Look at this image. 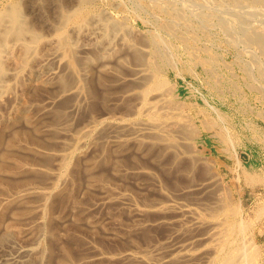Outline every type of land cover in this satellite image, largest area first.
<instances>
[{
    "label": "rangeland",
    "instance_id": "obj_1",
    "mask_svg": "<svg viewBox=\"0 0 264 264\" xmlns=\"http://www.w3.org/2000/svg\"><path fill=\"white\" fill-rule=\"evenodd\" d=\"M35 1H37V0H27V2H26V0H0V14H3L2 13L3 11H4V13H7L9 10H11V8L14 7L13 5H15L16 3L19 4V2H20L21 7L20 6L19 7L21 9V19H22L21 21H22V23L23 24L25 23L24 25L27 27H30L33 29L35 28V30L38 31L40 34H42V36H44V37L45 36L49 37V35L53 36L55 34L54 30H52V29H55L54 24H58V21H59L58 19L61 18L60 15H62L64 13L65 9L66 10L68 9V5L67 6H65L63 4L58 5L59 2H61V0H59V1H56L54 3L53 2H50V3L46 2V3H43L42 5L37 4L36 6H32L33 3H36ZM93 1L94 2L90 6L91 11L89 12L91 14H86L88 24L85 22L86 25L84 24L85 25L84 28L89 29V27L91 28L92 26L97 25L98 26L97 29H99L97 31L102 32V33L97 32L96 35L94 34L93 36H90V34H89V36H88V34H86V36L82 35V34L76 35L72 39L75 40L76 38H78V40L76 39L74 44L72 42L73 45L70 47V49L74 50L75 69H76V73L79 74L83 88L85 87L86 81H89V79H92V76H93V79H94V77L97 78L98 74L101 73L100 70L105 73V72H107V70L111 69V67H112L115 70H117L118 72L119 71H122V72L129 71L127 66H129L130 64L131 65L134 64L133 63L134 61L131 60L132 59L131 57H127V60L125 61L123 55H124V53H126V49L128 48L129 44L127 45V43H131L130 40H132V42H134L135 40H137L136 42L145 41L144 43H146V41L147 42L149 41L148 38L150 39L151 36L152 37L153 36L159 37V39L163 42V44H165V45L167 44L166 56H168L170 59L169 61L167 59H164V57H159V58L157 57V59H156V62L158 60V62H157L158 63V69H160V70H158V72H160L161 79L166 77L165 78L166 80L163 79L166 81V84L164 85V87L162 89L163 91L162 90L161 91H162V94H164L163 95L164 101L168 104H172L170 106L174 107V108L172 107V117L170 119V125L171 126L167 127L165 129L166 130L165 133L167 132L166 134H171V135H173V137L175 136V140L177 141L179 147L177 146L175 148L176 149L175 150L176 157L174 156L173 153H170V152L162 154L161 156H159V154H158L159 150H157L158 147H155L154 145L153 146L151 145L152 147H150L149 145H147L148 143L145 142L146 138L143 135H141L140 133H138L137 130H134L133 128L131 129L129 127L128 129L119 131V134L120 133L123 134V135H121V134L119 135L115 132L111 133V131L105 130L104 129L105 126L103 125L104 122L102 123L103 126H101V125H100V127L98 126L97 131H95L96 133L94 132L93 134H91V136L90 135L85 136L82 139L83 140L82 143H86V144H84V150H83V153H84L83 156L84 157H82L83 159L85 158L84 161H86V159H87L88 160L87 163H88L89 161L91 162L92 160H94V158L96 156L98 157V159L95 158L96 159L95 161L98 160L97 163H95L94 166H92L94 168H90L91 170L93 169L94 172L98 171L95 173L96 175L98 174L97 175L98 179L96 180L98 184L96 182H94V185L96 183V185H95L96 188L94 191L93 190H91V191L86 190L85 191L86 194L85 193H83V194L80 193L81 195L78 194L79 199H78V197H77V199L78 200L81 199V201H78V200L77 201L79 203L83 202L84 204L81 203L82 206L83 205L87 206V205L93 203L92 201H93V199H95V196H96V199L94 200V202L95 201H97V202L108 201V202H107V204L103 205V208H99L97 211H95L96 213L91 211L90 215H89V213H86L85 211H84L85 212L84 213L82 210L76 209L77 211L74 210L75 213L72 214V212H74V211L70 205V202L68 203V201H65L66 200V197L64 195L65 192H62V194H60L61 196L58 195L59 200L63 201L62 202L63 204L61 203L62 206L59 204V207L56 206L53 209L51 206L47 207V209L49 211L48 215L52 214L53 215L52 217H54V219L56 218L55 226L58 227V228L56 227V229H58V232L60 233V231H61V233H62L63 231H65L64 233H62L64 236L67 232H69V234L73 233V235H70V236L67 233L68 235L66 234L65 237L62 236V234L60 233L61 239L65 241V242L62 241L63 244L64 243L65 244L68 243L69 245L72 244V245H70V247L72 249H74L72 251H74V253L76 254V258L74 257L73 260L78 259V257L80 256L81 253H86L87 251H88L87 253H89L90 249H89L88 245H89V243L94 242L93 245L97 246L96 248L98 249V251H103L105 253H116V252H120V249H122L121 251H123V250H128L125 248H130V249L133 248V250L136 249L135 251H141V252L144 251L147 258L149 257L147 259V264H153V263L155 264V262H156V264H160L159 261H161L162 257H164L163 252L160 251L161 247H162L161 244L164 240L163 234H165V232L167 231V227L159 221V218H160L159 216L161 213H158L157 211L156 212L148 211L144 215V218L142 216H136V214L133 212V210L130 206L126 207L124 204L119 203L118 202L119 200H117L116 198L119 195H121V193L127 194V195L129 193V195L131 194L129 196L130 199L133 200V202L131 201V203L133 204L135 202L133 205H136L139 207L141 205L143 207H149L153 204H162L163 205V203H164V205H166V206H170V205L173 206L174 209H173L172 213H174L175 209H178L179 207H183V205H184V207H193L194 206V208H195V201H194L195 195H193V196L192 195H186V194H184V192L183 193L181 192L183 188L187 187L185 182H187L190 186H192L193 184L195 185L196 181L200 182V181H203L202 179L207 178V179H211L213 182H215L214 187L212 189V191L214 190L213 191L214 195L217 196L218 198H221L219 200L224 205L231 208L235 214L238 213L237 217L239 220L243 221V224L248 225L247 223L252 222L253 220H254V222L256 221L254 228L258 232L259 246L260 247L258 246L259 247L258 253L254 256V259L252 260V264H256L257 262H258L257 264H262V263L264 264V208H263L264 207V84H263L264 78L262 77L261 73L259 72V68L257 67L258 62L264 65V58H262L261 54L258 53L259 50L254 47V48L250 49V51H246L244 43L241 41L240 42L239 41L238 42L233 41V39H231L232 37L224 29H222V27H220L219 24H217L215 19L211 20L210 22H208L206 24H203L201 22L200 18H198V17H196V19L195 18L190 19L191 22L189 24H188L189 21L181 20L178 23H176L177 25L175 28L177 30L174 28L175 30L169 32V31L161 28V24H163L164 22H166L167 20H169L171 18L170 13L163 12L156 7H152V5H151L152 3L150 0H136V1L135 0H93ZM194 1H195V7H197V5L199 6V2L201 0H194ZM118 2H119V4H118ZM180 2L181 1L178 0V6L182 7ZM219 2H220L219 0H208L207 8L209 9L210 7L211 8L215 7V5L217 7L218 4H220ZM56 4H57V6H55ZM125 4H127V5H125ZM113 5H114V7H113ZM222 6L225 7V8L221 7V8H223V11H227V12L230 11L229 10L230 6L228 7L227 5H224V4ZM56 7H59V8L56 9ZM204 9L207 10L206 8H204ZM185 10H186V12H185L186 15H188V16L191 15V11L188 12L189 10L184 8V11ZM92 16H94V17H92ZM99 16H100V18H99ZM90 19H92L93 21ZM99 21H101L102 23L101 22L99 23ZM105 21L106 22L111 21V24L112 23L113 24L118 23L120 25L122 24L121 25L122 28L118 30L119 32H116V33L112 32V31L110 32V30L106 29L107 25L104 24ZM213 21H214V23H213ZM92 22H93V24H91ZM254 22H258V21H254ZM26 23H27V25H26ZM9 24H11V25H9ZM89 24H91V26ZM14 25L15 24L13 23V21L9 20L6 22V24L3 25L2 28H3V30H5V29L12 28V26H14ZM73 25H74V23H73ZM73 25L69 24V26L66 27V30L68 32H70L71 31L70 28ZM4 26H8L9 28L4 27ZM38 27L40 30L38 29ZM51 30L54 32L53 35H51V32H52ZM100 30H102V31H100ZM105 30H107L108 32ZM201 30H202V32H201ZM123 32L127 37H129V38L126 37V39H123V38H125L124 34H123V37H120L121 41H124L125 43H126V40L129 39V40H127L126 44L124 42H121L120 39L118 38V35L122 36ZM126 33L129 34V36ZM144 33H146V34H144ZM112 34H115V35H112ZM100 35H102V36H100ZM105 35L107 36L108 40L105 38ZM138 36L141 39H139ZM197 36H198V38H197ZM207 36H208V38H207ZM93 38H94V40H93ZM11 39H12V37H11ZM109 39L111 41H109ZM116 39H118V40H116ZM198 39H200V40H198ZM209 39H210V41H209ZM92 40H93V42H92ZM226 40H228V41H226ZM118 41H119V43L121 42L120 46H118V44H119V43H117ZM202 41H203V43H202ZM80 43L84 47L81 46ZM89 44L90 45L92 44L93 47L89 46ZM113 44H115L118 48L114 45L116 47L115 48L113 46ZM171 44H172V46H171ZM182 44L184 45V47ZM161 45H162V43H161ZM204 45L206 46V47H204L206 49L202 48ZM109 46H110V48H109ZM121 46L123 47V49L120 48ZM124 46L126 48H124ZM196 46H200V47H196ZM95 47H96V49H95ZM87 48H90V49H87ZM146 48L148 49L146 51L150 53L152 50L151 48H153V45H150V47L147 46ZM100 49L102 51L101 53H100ZM103 49L105 50V52H106V49H109V50H107L108 55H107V52L106 53L103 52L104 51ZM117 49H119V50H117ZM243 49H244V51H243ZM110 50H112L113 52ZM59 51H60L59 54H57L59 56H57V55L56 56L60 57V59L63 61L61 63H59L60 62L59 58L53 57L55 55V54H52L53 52L43 50L42 48H40V50H39V48H38V49H35L34 53L32 52L29 55V59H31V61L28 59V61L26 63H22V64L18 63V62H17V64H15L16 62L14 63V61H13L11 64L7 65V67H8L7 71L10 70V72H12L14 69H17L19 71V76L17 78H12L9 73L6 74V80H8V83H9L8 87H7L8 90L10 88H12L9 91L12 90V92L13 91L14 92L15 91L16 92H18V91L23 92L24 89H28V90H30V94L32 95V97H31V95L28 94L29 92L27 93L26 97L24 98L25 103L23 102V100L20 103V104L23 103L21 106L24 105L21 109H23L24 107L27 108L25 104H29L33 100H36L35 101L36 103H42L44 101V99H46L47 95L55 94L54 92H56V90H58L60 88L59 83L57 82V79L53 78L52 72L56 71L58 69L60 70V68H64V69H61L63 71V73L64 72L69 73V70L66 71V69H68L67 64L69 62V56H68L67 51L65 53V51H63V49H61ZM114 51L115 52L117 51V52L115 53ZM121 52L123 53V55ZM103 53H105L106 55ZM89 56H90V58H89ZM100 58H101V63H99ZM120 59H123V61ZM119 60H120V63L118 62ZM191 60H193V61H191ZM250 60H252V61H250ZM85 61H86V63H85ZM112 61H113V63H112ZM190 61H191V63H190ZM28 62H29V64H28ZM82 62H83V64H82ZM116 62L119 64V67H118V64ZM161 63L162 64L164 63V64L162 65ZM23 64L24 65L26 64L25 66L29 72H26L27 70ZM94 64L95 65L99 64V66L97 67ZM123 64H125L124 67H123ZM56 65H57V67H56ZM86 65H87V67H86ZM100 65H102V66H100ZM120 65H121V67H120ZM174 65H175V67H174ZM14 66H15V68H14ZM23 66H24V68H23ZM85 67H86V69H85ZM49 68H51V71ZM82 68H83V70H82ZM94 68H96V69L94 70ZM120 68H121V70H120ZM23 69H24V71H22ZM46 69H48V70H46ZM255 69H257V70H255ZM115 70H113V71H115ZM89 71L91 72L90 74H89ZM95 73H97V74H95ZM109 73L107 72L108 75H112L111 72H109ZM33 74H35V75H33ZM39 74H40V77H39ZM162 74H164V75H162ZM26 75H28V76H26ZM48 75L51 78H49ZM82 75H86V77H88V78L90 76V78L84 79L85 77H83ZM251 75H253V76H251ZM9 77H11L12 80ZM254 78H255V80H254ZM52 79H53V81H52ZM24 80H26V81H24ZM43 80H45V81H43ZM21 81H23V82H21ZM30 83H32V84H30ZM51 83H52V85H51ZM247 83L248 84L250 83V84L248 85ZM45 84H46V86H45ZM254 84H255V86H254ZM33 85H35V86H33ZM27 86L28 87L30 86V87L28 88ZM55 86H56V88H55ZM57 86H58V88H57ZM166 86L168 87V89H166ZM169 86H170V88H169ZM35 87L36 88L40 87V88L36 89ZM51 87H53V88H51ZM13 88H14V90H13ZM164 88L166 89L165 90L166 92L164 91ZM114 89H116V87L111 88V90H109L110 91V93H109L107 90L103 89L101 86H98V91L100 93L108 92L107 94L106 93H104V94L107 95L106 100L109 102L103 101L101 98L99 101L96 102L94 109H90L91 104H89V102L90 103L92 102L91 100L93 98L89 94H87L85 89H83V93H84V94H82L83 97H80L77 101V103L79 105V110L78 111L76 110L75 113H72V115H74L73 117H72V115L69 116L70 120H69L68 124H70L69 126H70L71 132L73 134L79 135L81 129L84 128L85 126H87L85 124H88L87 119L91 115V113L96 116V119H102L103 117L110 116L109 119H112V121H119L121 124L124 123V125H127L129 123H133V125H136V126L146 125L145 124L146 123L145 118L137 116L136 114L135 115L134 114L128 115V113L127 114L125 113L126 111H124V110H127V112H129L128 111L129 109H124V105H126V103L128 104L129 100L124 99L121 96V92L119 91V89H117V91L116 90L114 91ZM35 90H36V92H35ZM41 90H43V91H41ZM34 92H35V94H34ZM37 92L40 94H38ZM114 92H116V93H114ZM38 95H39L40 99L38 98ZM116 95H118V96H116ZM1 96L2 97L4 96L5 98L4 97L2 98ZM1 96H0V98L2 99V101L0 100V106H2V107H0V109L2 110L3 107L6 108L7 104H9L8 101H10V100H8V101L4 100V99H9V98H7V96L5 94L1 95ZM44 96H45V98H44ZM119 96H120L119 99L116 98ZM29 97H31V98H29ZM34 97L35 98L37 97V98L35 99ZM27 98L29 100L28 102L26 101ZM81 98H83V99H81ZM110 98L112 99V101H110L111 100ZM121 98H122V100H121ZM37 99H39V101ZM123 99H124L125 104L122 105V103H124ZM171 101H172V103H171ZM112 102L113 103L115 102L114 103L115 105ZM84 103H86V104L84 105ZM103 103H105V105ZM111 103H112V105H111ZM119 103H121V105H119ZM20 104H19V107H20ZM117 104L120 107L118 106V108L116 107L117 109L114 110V108L111 106H116ZM97 105H98V107H97ZM103 105L106 108H104ZM107 105H110L111 108ZM84 106H85V108H84ZM191 106H192V108H191ZM81 107L84 108V110ZM102 107H103V109H102ZM125 108H128V107L125 106ZM177 108L179 111L177 110ZM80 109H82V110L80 111ZM1 110H0L1 113H3V112L6 113V110H4V109H3L4 111H1ZM91 110H95V111L92 112ZM106 110L109 112H107ZM79 111L82 113H80ZM83 114H84V116H82ZM218 114L219 115L221 114L222 117L219 116ZM79 115H81L83 122H82L81 117ZM85 116H88L87 119H84ZM118 116H124V119L125 118L126 119L123 121L121 119L119 120L117 118ZM175 116H178V117H175ZM187 116H189L190 118ZM193 116H194V118H193ZM74 117H75V120H74ZM76 117H78V118H76ZM139 117H140V119H139ZM177 118H179V120ZM71 119H73V120L71 121ZM84 121L85 122L87 121V122L85 123ZM206 121H208V122L206 123ZM71 122L74 125H72ZM171 123L172 124L173 123L174 124L179 123V124L178 125L173 124L174 126H172ZM211 123H214V124H211ZM203 124H206L207 128H203V127L201 128V126ZM209 124H210V126L208 127ZM192 125H194L195 128ZM177 126L182 128L183 132L181 131V132L177 133L176 132V129L178 128ZM73 127H75V128H73ZM169 128H170V131L172 130L173 133L169 131ZM186 128H187V130H186ZM183 129H185L186 131ZM194 129H195V131H194ZM101 132H103L104 134ZM190 132H192V133H190ZM106 133H107V135H106ZM114 133L117 136L116 135L114 136ZM124 133H125V135H124ZM187 133H188V135H187ZM97 134H101V135H98L99 139H97L98 138ZM175 134L180 135V136H176ZM103 135L106 138H104ZM183 135H184V137H183ZM185 135H187V136H185ZM101 136H103V137H101ZM112 136H113V138H111ZM92 137H95L97 139L98 143L96 140H93L94 138H92ZM114 137H116V139L119 137L122 138L123 140H121V142L123 143V146L126 144L125 145L126 147L125 146H124L125 148L122 147L121 146L122 143L119 142V143H121V145H120V148L118 149L119 143H115V142H113L115 144L111 143L114 140ZM134 138L137 141H134L133 140ZM136 138H138L140 140H138ZM58 139H59V137H58ZM124 139H126V140H124ZM130 139H132V140H130ZM143 139H144V141H143ZM84 141H86V142H84ZM131 141H133V142H131ZM101 143H104V144H101ZM139 143H141V144H139ZM74 144H76V141ZM88 144H90V145H88ZM93 145H94V147H93ZM141 145H143L144 147ZM109 146H110V148H109ZM113 146L115 148H113ZM137 146H139V147L136 148ZM140 146L143 148V149L141 148L142 150L140 149ZM190 146H192V147H190ZM56 147H59V146L56 144ZM92 147L94 148V150H92ZM147 147L149 150L147 149ZM107 148H108V150H107ZM101 149H103V150H101ZM130 149H131V152L129 151ZM136 149H137V151H136ZM109 150H111L112 152H109V154H108ZM113 150H115V151H113ZM85 151H88V153H85ZM96 151L97 152L99 151V153H97ZM178 151L179 152L181 151V152L179 153ZM100 152L102 153L101 155H100ZM121 153H123V154H121ZM144 153H146L147 156ZM132 154H134V156ZM155 154L158 155L159 157L157 158ZM86 155H87V157H86ZM89 155L91 157H93V159L91 157H89ZM185 155L187 156V158L189 160L187 158H185L186 157ZM102 156H104V158L105 157L107 158V156H109L110 160H109V157L107 159H102ZM136 156H137L138 160L136 159ZM165 156L167 159H168V157L171 158V160H173V158H175L173 161L168 159V161L171 162L172 164L169 163L167 160H165L166 159ZM111 157H113V158H111ZM124 157L126 158V160L124 159ZM153 157H155V160H153ZM180 157H181V160L179 159ZM150 158H152V159H150ZM83 159H82V162H83ZM117 159H119V160H117ZM160 159L163 162L160 161ZM178 159H179V163L177 162ZM105 160H107V161L109 160V161L107 162ZM135 160L137 163H135ZM211 160L212 161L214 160V161L211 162ZM120 161L122 164H120ZM141 162L144 165L141 164ZM185 162L187 164H190V165L192 164L193 165L192 169L194 171L191 170V172L186 173L185 167L187 165ZM206 162H208V163H206ZM85 163L86 162H83L84 165H85ZM123 163H124V165H123ZM147 163H149V165ZM160 163H162V165ZM116 164H117V166H116ZM119 164H120V166H119ZM173 164H174V166H173ZM96 165H98L100 169L96 168L97 167ZM113 165L117 167V170H116V167H114ZM197 165H199V166H197ZM49 166H52V163ZM121 166H122V168H121ZM177 166H178V168H177ZM102 167H103V169H102ZM201 168H203V170ZM118 169H119V171H118ZM147 169H148V171H147ZM157 169H159V170H157ZM160 169L163 171L161 172ZM173 169L175 171L176 170L177 171L176 172L172 171ZM122 170L126 171V172L124 171L126 176L123 174ZM179 170H182L183 172L179 171ZM99 172L101 175H99ZM133 173H135V174L132 175ZM149 173L152 176L149 175ZM171 173H172V175H171ZM216 173H218L217 176H216ZM249 173L251 176L253 175L255 177L254 180H250V181L247 180L246 174H249ZM153 174H155V175H153ZM198 174L199 175L202 174L203 176L202 175L199 176ZM82 175L83 174H81L82 179H80L78 187L80 186L81 188H86L88 183L86 184L84 181L88 182L91 180H90V177H87L85 174L83 176ZM127 175H129V176H127ZM146 175H147V178H146ZM159 175L163 176L164 178L163 177L161 178ZM255 175L257 176V178ZM106 176H107V178H106ZM120 176H122V179ZM177 176H180V178ZM99 177L102 180H100ZM104 177H105V179H104ZM148 177H149V179H148ZM153 177H155V178H153ZM165 177H167V178H165ZM194 177L196 178V180ZM26 178L27 177L17 178L16 184L19 183V185L22 186L23 184H26V183L28 184L29 182H32V181H33L32 183H34V180H36L35 183L38 184V182H39L40 184L44 183L43 185H46L47 181H48L47 178L44 179V177L39 178V179L38 178L33 179V177L28 176V178L27 179ZM86 178H87V180H86ZM88 178H89V180H88ZM190 178L192 179V181ZM107 179H108V181H107ZM39 180H41L42 182H40ZM99 180L101 181V183L104 180L107 181L106 183L109 185L110 188L108 187V185L106 186V184L105 185L103 184V183H105V181L102 183L103 185H101ZM173 181H174V183H173ZM178 181H180V182H178ZM182 181H183V184H182ZM189 181L193 182V183L190 184ZM5 182L8 184V181H2L1 183L6 184ZM219 182H220V184H219ZM163 183L167 186L165 187V185ZM176 183L178 186L176 185ZM62 186H64V185H62ZM69 186L70 185L66 186L64 188V191H66V188L68 190ZM179 186H180V189H179ZM156 187H157V189H156ZM158 187H159L160 191L158 190ZM162 187L167 188V189H163ZM170 187H172L173 189ZM175 188H177L179 190H177ZM174 189L176 191H174ZM168 191H172V192H168ZM118 192H119V194H118ZM172 193L176 194V196L172 195ZM216 193L221 194L222 196L218 195ZM84 194H85V196H84ZM87 194H88V197L86 196ZM111 194L113 195L112 198H110ZM177 194H179V195L177 196ZM62 195H64V196L62 197ZM89 195H91V197H89ZM105 195H107V197L109 196V198H107ZM190 196L193 198H191ZM60 197L62 198V200L60 199ZM85 197H87V198H85ZM92 197H93V199H92V201H90V199ZM113 197H114V199H113ZM105 198H107L108 200H106ZM100 199H101V201H100ZM180 199H181V201H179ZM151 200L154 202H152ZM147 201H148L149 205H145V204H148V203H145ZM167 202H169L170 205ZM35 204H36V202H35ZM261 204H263V205H261ZM69 206L71 209L69 208ZM62 207H65V208H62ZM67 207H68V209H67ZM58 209L61 211H59ZM79 210H80V212L82 211L80 213L81 217H83L84 215L86 217L84 216L83 219H79L78 218ZM118 211H120L121 213L118 214ZM56 212H57V214H56ZM62 212H63V214H62L63 216H61ZM104 212H106V214ZM256 212L260 215H258ZM37 213L38 212L36 211L35 214H34V212H33V214H31V218H33V220L37 219V217L35 219V216H33V215L37 216ZM172 213L169 212L167 214L173 215V216L177 215L176 213H174V214H172ZM54 214L56 216H54ZM67 214H68V217L66 218ZM74 215H75V217H74ZM18 216H20V214H18L17 217ZM93 216H94V218H93ZM148 216L150 218L152 216L153 217L150 219V218H148ZM4 217L2 218V220H3L2 224H5L7 221V224H10L12 222V224L15 225L17 223L16 225H18V223H19L20 225L22 224V227L19 225L21 227L20 228L21 230L18 229V233L17 234L15 233L17 235V236H15V238L17 240L15 238H11L9 240H6L5 242H3V244L1 243L2 245L0 244L1 247L4 245L5 248L7 247L6 249L9 250L10 248H8V246L10 243L13 242V240H15L17 242H19V240H20L21 243H34V241H35L34 238L37 237V232L35 234H34L35 231H33V233L30 232L31 234L29 236L28 226H29L30 219L29 220L25 219L26 220L25 221L23 218H21V219L17 218V220L15 221L14 220L15 218L11 219V217L8 213ZM72 217H74V219ZM87 217L89 219H87ZM76 218L79 220H77ZM90 218H92V219H90ZM58 219L59 220L61 219V220L59 221ZM64 219H65V221H64ZM144 219H146L145 220L146 223L143 221ZM89 220H91L92 222L94 221L95 223L98 222V223H96L97 224L96 226L99 229H97L96 226H94L91 229L90 227H92V226L89 227L87 225V222H89ZM84 221L86 222V224L84 223ZM142 221L144 222L142 224L143 227L141 226ZM247 221H249V222H247ZM58 222H62V223H60V225H59ZM66 222L67 223L69 222V223L67 224ZM156 224L158 225V227ZM25 225H27V227ZM147 225H149V226H147ZM19 226H17V227L19 228ZM76 226H78V228ZM148 227H150V228H148ZM23 228H25V230ZM76 228H77V230H76ZM134 228H135V230H134ZM157 228H158V230H157ZM62 229H63V231H62ZM128 229H129V231H127ZM90 230H92V231H90ZM93 230H95V232ZM131 230H133V232H131ZM124 231H125V233H124ZM135 231H136V233H135ZM141 231H143V233ZM78 234H79V237H78ZM129 234H130V236H128ZM147 234H149L150 236ZM245 234H246V236H248L249 234L252 235V226L251 225L250 226L248 225L245 232L243 233L244 236L242 235V237H244V239L249 240L251 236L249 235L248 236L249 238L247 237L248 238L247 239V238H245L246 237ZM124 235L127 238L126 240L124 238ZM121 236H122V238H121ZM146 236H149V237H146ZM72 237H74V239ZM32 238H33V240H32ZM79 238H81V239H79ZM46 239H47L46 237H42L41 242L43 245L45 243H46L45 245L48 244V240H46ZM69 240L71 243L69 242ZM72 240H73V242H72ZM85 240L86 241L90 240L91 242L87 241V243H86ZM78 241H79V243H78ZM83 241L85 242V244ZM96 241H98V243H96ZM81 242H83V243H81ZM76 243H78V244H76ZM73 244H75L76 246ZM137 244L140 246L137 247ZM60 245L61 244H59V246ZM59 246H57L58 249L56 248L57 252L55 251V253L57 255L61 256L62 253L60 252ZM100 246L103 248H101ZM83 249H85L84 250L85 252L83 251ZM58 250H59V252H58ZM117 250H119V251H117ZM158 259H160V260H158ZM116 261H118V260H116ZM116 261H112V262L107 261L105 263L106 264H111V263L124 264L120 261H118V262H116ZM105 263H93V264H105ZM134 263L135 262H129V264H134ZM127 264H128V262H127ZM135 264H137V263H135Z\"/></svg>",
    "mask_w": 264,
    "mask_h": 264
},
{
    "label": "bare ground",
    "instance_id": "obj_2",
    "mask_svg": "<svg viewBox=\"0 0 264 264\" xmlns=\"http://www.w3.org/2000/svg\"><path fill=\"white\" fill-rule=\"evenodd\" d=\"M59 0H37L35 1L36 3H33L32 6H36L37 4H43V3H50V2H56ZM136 1V0H135ZM152 7H156L159 10L163 12L170 13V19L161 24V28L167 30V31H173L176 28V23H178L181 20H186L189 21L188 24L191 22L190 19L198 17L200 18L201 22L203 24H206L210 22L211 20L215 19L217 24L222 27L233 39V41H241L245 45V50L250 51L252 48H256L259 50L258 53L261 54L262 58H264V0H219L220 4L216 7H210L209 9L207 8L208 0H201L199 2V6L195 7V1L194 0H180L181 6H178V0H150ZM27 2V0H26ZM93 0H61L58 5H68V9L64 10V13L59 18L58 24H54L55 29L54 30L55 34L53 35V31L51 32V35L49 37L47 36H42L38 31L35 30V28H30L25 26L22 23L21 19V9H20V2L19 4L13 5L14 7L11 8L7 13L2 12L3 14H0V96L1 95H6L7 98L9 99H4V100H10L8 101L9 104H7L6 108L3 107L4 110H6V113L0 112V244L5 242L6 240H9L11 238H15L17 236L16 234L18 233V229L21 230L20 228L22 227V224L20 225H14L12 222L10 224H7V221L5 224H2V218L8 213L12 218H15L14 220L16 221L17 218L21 219L23 218L24 220L30 219L29 226H28V232L30 236V232L34 234L37 232V237L34 238L35 241L34 243H21L20 240L19 242L13 240L12 243L9 244L7 250L5 246L3 245L2 247L0 246V264H93V263H105L107 261H120L124 264H129V262H135L137 264H147V256L146 254L141 251H135L130 248H125L128 250H123L120 249V252L116 253H105L103 251H98L96 248L97 246H94L93 243H89V253H81L78 259L76 258V254L74 253V249L70 247L72 244L64 243V240L61 239V234L64 233L62 229V233L58 232V229H56L57 226H55V220L53 215H48V206H51L52 209L55 208L56 206L59 207V204L62 206V202L59 200L60 194L62 192H65V197L68 203L70 202V205L74 210H82L83 212L85 211L86 213L90 212H95L99 208H103L104 204H107L108 201L106 202H97L93 199V197L90 199L93 203L89 204L87 206H82L81 203H79L78 200V194L80 193H85L86 190L91 191L95 190V185L97 183V175L95 174L96 172L91 170L90 168H94L95 161L98 159L96 156L93 159L91 157L92 161L87 163L84 161L82 157H84V144L83 138L85 136H91L95 131H97L98 126H105V130L115 132L119 134V131L128 129L129 127L134 130H137L138 133L143 135L146 139L145 142L146 144L152 147L153 145L155 147H158L157 150H159V156L165 153H173L174 156L176 157V152L175 148L178 146L177 141L175 140V136L171 134H166L165 129L167 127H170V119L172 117V107L170 106L172 104H168L164 101L163 95L162 94V89L164 85L166 84V77L161 79L160 77V72H158V60L156 62L157 57H164V59H167L168 61L170 60L168 56H166V51H167V44H163V42L159 39L157 36H151L150 39L148 38V42L144 43L145 41L142 42H136L137 40H133L134 42L131 41V43H126L128 45V48L126 49V53H122L124 60H127V57H131L130 59L133 60L134 64H130L128 67L127 72H122V71H117L114 68L111 67V69L107 70V72H111L112 75H108L107 72H102L98 74L97 78L92 76V79H89L86 77V75H82L85 77L84 79H89V81H86L85 87L83 88V85L81 84V80L79 77V74L76 73L75 69V57H74V50L70 49V47L74 44L75 40L72 39L76 35H85L90 34V36H93L94 34L96 35L98 26L94 25L89 29H85L84 26L86 25L85 22L88 24V20L86 18V14H91L89 13L90 6L93 3ZM125 2V1H124ZM139 2V1H138ZM212 2V1H211ZM58 3V2H57ZM114 3V2H113ZM112 3V4H113ZM119 4V2H118ZM227 5L230 9L229 12L223 11L224 7L222 5ZM116 5V4H115ZM127 5V4H125ZM144 5V4H143ZM20 6V7H19ZM57 6V4L55 5ZM210 6V5H209ZM212 6V5H211ZM214 6V5H213ZM226 6V7H227ZM101 7V6H100ZM114 7V5H113ZM141 7V6H140ZM144 7V6H143ZM9 8V7H8ZM59 7H56V9ZM103 8V7H102ZM126 8V7H125ZM145 8V7H144ZM184 8L188 9L191 15H186V10L184 11ZM206 8L207 10H205ZM225 8V7H224ZM10 9V8H9ZM95 9V8H94ZM97 9V8H96ZM140 9V8H139ZM108 10V9H107ZM98 11V10H97ZM140 11V10H139ZM151 11V10H150ZM149 11V12H150ZM62 13V12H61ZM159 13V12H158ZM97 14V13H96ZM154 14V13H153ZM189 14V13H188ZM41 15V14H40ZM39 15V16H40ZM152 15V14H151ZM97 16V15H96ZM106 16V15H105ZM168 16V15H167ZM58 17V16H57ZM94 17V16H92ZM91 17V18H92ZM110 17V16H109ZM100 18V16H99ZM154 18V17H153ZM158 18V17H157ZM43 19V18H42ZM50 19V18H49ZM94 19V18H93ZM104 19V18H103ZM102 19V20H103ZM152 19V18H151ZM13 21L15 24L12 26V28L5 29L3 30V25L6 24L7 21ZM53 20V19H52ZM92 20V19H90ZM101 20V21H102ZM108 20V19H107ZM153 20V19H152ZM155 20V19H154ZM40 21V20H39ZM93 21V20H92ZM96 21V20H95ZM99 21V23L101 22ZM118 21V20H117ZM258 21V22H254ZM48 22V21H47ZM91 22V21H90ZM89 22V23H90ZM154 22V21H153ZM10 23V22H9ZM74 23V25H73ZM77 23V24H76ZM98 23V24H99ZM102 23V22H101ZM127 23V22H126ZM183 23V22H182ZM214 23V21H213ZM38 24V23H37ZM43 24V23H42ZM69 24H72L73 26L70 28V32L66 30V27L69 26ZM85 24V25H84ZM93 24V22L91 23ZM91 24H89L91 26ZM107 25V30H110V32H119L118 30L121 29V25L118 23H112L111 21H105L104 23ZM103 24V25H104ZM158 24V23H157ZM156 24V25H157ZM181 24V23H180ZM11 25V24H9ZM27 25V23H26ZM30 25V24H29ZM104 25V26H105ZM36 26V25H35ZM102 26V25H101ZM130 26V25H129ZM186 26V25H185ZM33 27V26H32ZM100 27V26H99ZM106 27V26H105ZM125 27V26H124ZM189 27V26H188ZM208 27V26H207ZM219 27V26H218ZM46 28V27H45ZM126 28V27H125ZM133 28V27H132ZM175 28V29H174ZM39 29V27H38ZM101 29V28H100ZM105 29V28H104ZM134 29V28H133ZM159 29V28H158ZM182 29V28H181ZM40 30V29H39ZM66 30V31H65ZM105 30V31H107ZM160 30V29H159ZM177 30V29H176ZM183 30V29H182ZM187 30V29H186ZM190 30V29H189ZM102 31V30H100ZM132 31V30H131ZM163 31V30H162ZM41 32V31H40ZM108 32V31H107ZM134 32V31H133ZM138 32V31H137ZM140 32V31H139ZM142 32V31H141ZM151 32V31H150ZM158 32V31H157ZM161 32V31H160ZM182 32V31H181ZM202 32V30H201ZM214 32V31H213ZM216 32V31H215ZM102 33V32H99ZM105 33V32H104ZM167 33V32H166ZM212 33V32H211ZM48 34V33H47ZM111 34V33H110ZM109 34V35H110ZM121 34V33H120ZM124 32L122 33V36L118 35V38L123 37ZM127 34V33H126ZM131 34V33H130ZM146 34V33H144ZM164 34V33H163ZM168 34V33H167ZM170 34V33H169ZM198 34V33H197ZM204 34V33H203ZM210 34V33H209ZM45 35V34H44ZM115 35V34H112ZM125 35V34H124ZM129 36V34H127ZM212 35V34H211ZM102 36V35H100ZM111 36V35H110ZM109 36V37H110ZM131 36V35H130ZM133 36V35H132ZM141 36V35H140ZM150 36V35H149ZM12 37V39H11ZM83 37V36H82ZM108 37V38H109ZM126 39V35L124 36ZM137 37V36H136ZM135 37V38H136ZM139 37V36H138ZM142 37V36H141ZM161 37V36H160ZM224 37V36H223ZM81 38V37H80ZM105 38L107 39V36L105 35ZM104 38V39H105ZM129 38V37H127ZM167 38V37H166ZM171 38V37H170ZM179 38V37H178ZM198 38V36H197ZM200 38V37H199ZM208 38V36H207ZM206 38V39H207ZM226 38V37H225ZM87 39V38H86ZM103 39V40H104ZM122 39V40H123ZM139 39H141L139 37ZM196 39V38H195ZM229 39V38H228ZM74 40V41H73ZM94 40V38H93ZM92 40V42H93ZM108 40V39H107ZM106 40V41H107ZM118 40V39H116ZM189 40V39H188ZM200 40V39H198ZM84 41V40H83ZM96 41V40H95ZM94 41V42H95ZM109 41H111L109 39ZM121 41V39H120ZM140 41V40H139ZM206 41V40H205ZM204 41V42H205ZM210 41V39H209ZM228 41V40H226ZM73 42V44H72ZM97 42V41H96ZM116 42V41H115ZM114 42V43H115ZM124 42V41H121ZM121 42L119 41L117 43L118 46H120ZM78 43V42H77ZM105 43V42H104ZM111 43V42H110ZM116 43V44H117ZM125 43V42H124ZM125 43V44H126ZM162 43V45H161ZM182 43V42H181ZM203 43V41H202ZM81 44V43H80ZM87 44V43H86ZM101 44V43H100ZM123 44V43H122ZM184 44V43H183ZM182 44V45H183ZM115 44H113L114 46ZM124 45V44H123ZM150 45H153V48H151V52H147L148 50L146 47H150ZM79 46V45H78ZM81 46H83L81 44ZM89 46L93 47L92 44ZM101 46V45H100ZM112 46V47H113ZM116 46V45H115ZM114 46V47H115ZM172 46V44H171ZM238 46V45H237ZM84 47V46H83ZM97 47V46H96ZM95 47V49H96ZM113 47V48H114ZM117 47V46H116ZM115 47V48H116ZM175 47V46H174ZM184 47V45H183ZM200 47V46H196ZM206 47L205 45L202 47ZM208 47V46H207ZM40 50L42 48L43 50L46 51H51L53 52L52 54H55L53 57L54 58H59V63L63 62L60 57H57L59 55V50L63 49V51H67L68 56H69V62L67 64L69 73H66L61 70L64 68H60V70H56L52 72L53 78L57 79V82L59 83L60 88L54 92L55 94L47 95L46 99L42 103H36V100L31 101L29 104H25L27 108L21 109L23 106L20 104L24 98L26 97L27 93L30 94V90L24 89L23 92H12L8 90V80H6V74L9 73L12 78H17L19 76V71L17 69H14L12 72L10 70L7 71V65L11 64L13 61L15 64L18 63H26L29 59V55L33 52H35V49ZM80 48V47H79ZM78 48V49H79ZM98 48V47H97ZM104 48V47H103ZM110 48V46H109ZM118 48V47H117ZM123 49V47H120ZM124 48H126L124 46ZM186 48V47H185ZM191 48V47H190ZM90 49V48H87ZM86 49V50H87ZM112 49V48H111ZM206 49V48H204ZM242 49V48H241ZM84 50V49H83ZM104 50V49H103ZM109 49H106V52ZM119 50V49H117ZM89 51V50H88ZM112 51V50H110ZM244 51V49H243ZM254 51V50H253ZM79 52V51H78ZM83 52V51H82ZM81 52V53H82ZM98 52V51H97ZM100 49V53H101ZM105 52V50L103 51ZM105 52V53H106ZM113 52V51H112ZM115 52V51H114ZM117 52V51H116ZM115 52V53H116ZM256 52V51H255ZM76 53V52H75ZM103 53V54H105ZM172 53V52H171ZM178 53V52H177ZM250 53V52H249ZM254 53V52H253ZM99 54V53H98ZM110 54V53H109ZM195 54V53H194ZM259 54V55H260ZM49 55V54H48ZM47 55V56H48ZM57 55V56H56ZM61 55V54H60ZM97 55V54H96ZM106 55V54H105ZM108 55V52H107ZM114 55V54H113ZM197 55V54H196ZM36 56V55H35ZM38 56V55H37ZM65 56V55H64ZM94 56V55H93ZM99 56V55H98ZM190 56V55H189ZM33 57V56H32ZM40 57V56H39ZM43 57V56H42ZM63 57V56H62ZM96 57V56H95ZM94 57V58H95ZM171 57V56H170ZM249 57V56H248ZM35 58V57H34ZM46 58V57H45ZM68 58V57H67ZM90 58V56H89ZM92 58V57H91ZM102 58V57H101ZM101 58L100 62L101 63ZM126 58V59H125ZM251 58V57H250ZM51 59V58H50ZM93 59V58H92ZM105 59V58H104ZM103 59V60H104ZM189 59V58H188ZM192 59V58H191ZM211 59V58H210ZM242 59V58H241ZM247 59V58H246ZM252 59V58H251ZM259 59V58H258ZM31 61V59H29ZM53 60V59H52ZM67 60V59H66ZM89 60V59H88ZM87 60V61H88ZM91 60V59H90ZM102 60V61H103ZM116 60V59H115ZM123 61V59H120ZM120 60L118 61L120 63ZM177 60V59H176ZM198 60V59H197ZM249 60V59H248ZM262 60V59H261ZM29 61V62H30ZM193 61V60H191ZM190 61V63H191ZM252 61V60H250ZM28 62V64H29ZM50 62V61H49ZM48 62V63H49ZM105 62V61H104ZM108 62V61H107ZM106 62V63H107ZM115 62V61H114ZM129 62V61H128ZM244 62V61H243ZM77 63V62H76ZM81 63V62H80ZM86 63V61H85ZM84 63V64H85ZM113 63V61H112ZM117 63V62H116ZM123 63V62H122ZM127 63V62H126ZM160 63V62H159ZM171 63V62H170ZM252 63V62H251ZM55 64V63H54ZM83 64V62H82ZM118 64V63H117ZM128 64V63H127ZM162 64V63H161ZM164 64V63H163ZM162 64V65H163ZM14 65V64H13ZM24 65V64H23ZM26 65V64H25ZM24 65V66H25ZM95 65V64H94ZM125 64H123L124 67ZM166 65V64H165ZM170 65V64H169ZM178 65V64H177ZM21 66V65H20ZM23 66V68H24ZM99 66V64L95 65ZM102 66V65H100ZM104 66V65H103ZM194 66V65H193ZM253 66V65H252ZM13 67V66H12ZM57 67V65H56ZM81 67V66H80ZM87 67V65H86ZM85 67V69H86ZM110 67V66H109ZM119 67V64H118ZM121 67V65H120ZM168 67V66H167ZM166 67V68H167ZM175 67V65H174ZM257 67L259 68V72L261 73L262 77L264 78V65L259 63L257 64ZM15 68V66H14ZM26 68V66H25ZM53 68V67H52ZM78 68V67H77ZM100 68V67H99ZM98 68V69H99ZM126 68V67H125ZM209 68V67H208ZM246 68V67H245ZM12 69V68H11ZM22 69V68H21ZM51 71V68H49ZM93 69V68H92ZM96 68H94L95 70ZM103 69V68H102ZM27 70V68H26ZM48 70V69H46ZM83 70V68H82ZM115 70V71H113ZM121 70V68H120ZM172 70V69H171ZM214 70V69H213ZM257 70V69H255ZM24 71V69L22 70ZM97 71V70H96ZM166 71V70H165ZM215 71V70H214ZM21 72V71H20ZM26 72H29L28 70ZM46 72V71H45ZM49 72V71H48ZM93 72V71H92ZM176 72V71H175ZM216 72V71H215ZM257 72V71H256ZM79 73V72H78ZM83 73V72H82ZM81 73V74H82ZM91 72L89 71V74ZM97 74V73H95ZM110 74V73H109ZM211 74V73H210ZM254 74V73H253ZM30 75V74H29ZM35 75V74H33ZM164 75V74H162ZM168 75V74H167ZM179 75V74H178ZM212 75V74H211ZM255 75V74H254ZM259 75V74H258ZM9 76V75H8ZM28 76V75H26ZM47 76V75H46ZM45 76V77H46ZM96 76V75H95ZM213 76V75H212ZM249 76V75H248ZM253 76V75H251ZM9 77V78H11ZM25 77V76H24ZM38 77V76H37ZM40 77V74H39ZM49 77V75H48ZM110 77V78H109ZM112 77V78H111ZM169 77V76H168ZM184 77V76H183ZM11 78V80H12ZM20 78V77H19ZM28 78V77H27ZM26 78V79H27ZM32 78V77H31ZM36 78V77H35ZM51 78V77H49ZM34 79V78H33ZM82 79V78H81ZM221 79V78H220ZM249 79V78H248ZM257 79V78H256ZM10 80V79H9ZM18 80V79H17ZM31 80V79H30ZM36 80V79H35ZM49 80V79H48ZM169 80V79H168ZM255 80V78H254ZM26 81V80H24ZM32 81V80H31ZM38 81V80H37ZM45 81V80H43ZM53 81V79H52ZM173 81V80H172ZM175 81V80H174ZM227 81V80H226ZM13 82V81H12ZM23 82V81H21ZM30 82V81H29ZM168 82V81H167ZM261 82V81H260ZM179 83V82H178ZM18 84V83H17ZM32 84V83H30ZM36 84V83H35ZM41 84V83H40ZM48 84V83H47ZM233 84V83H232ZM248 84V83H247ZM250 84V83H249ZM248 84V85H249ZM257 84V83H256ZM264 84V83H263ZM12 85V84H11ZM26 85V84H25ZM29 85V84H28ZM43 85V84H42ZM52 85V83H51ZM10 86V85H9ZM13 86V85H12ZM18 86V85H17ZM23 86V85H22ZM35 86V85H33ZM32 86V87H33ZM37 86V85H36ZM41 86V85H40ZM46 86V84H45ZM98 86H101L103 89L107 90L109 93L111 88L116 87L114 91L119 89L121 92V96L124 99H128V104L124 105V109H129L125 113L128 115L129 114H136L137 116L143 117L146 119V125L142 126H136L133 125V123H129L127 125L121 124L119 121H112V119H109L110 116L106 117H101L102 119H96V116L91 113V115L85 116L84 119H87L88 124H85L84 128H80V134L76 135L71 132L70 124L69 123V116L72 115V113H75L76 110H79V105L77 103L78 99L80 97H83V89L86 90L87 94H89L93 99L91 100V108L94 109L96 102L99 101L101 98L103 101H107V93L106 94L100 93L98 91ZM255 86V84H254ZM261 86V85H260ZM28 87V86H27ZM30 87V86H29ZM28 87V88H29ZM31 87V88H32ZM38 87V86H37ZM219 87V86H218ZM15 88V87H14ZM13 88V90H14ZM36 88V87H35ZM40 88V87H39ZM36 88V89H39ZM53 88V87H51ZM56 88V86H55ZM58 88V86H57ZM170 88V86H169ZM256 88V87H255ZM20 89V88H19ZM44 89V88H43ZM46 89V88H45ZM48 89V88H47ZM166 89L168 87L166 86ZM164 88V91L166 90ZM22 90V89H21ZM52 90V89H51ZM162 90V91H161ZM262 90V89H261ZM38 91V90H37ZM40 91V90H39ZM43 91V90H41ZM45 91V90H44ZM104 91V90H103ZM113 91V90H112ZM32 92V91H31ZM36 92V90H35ZM34 92V94H35ZM46 92V91H45ZM166 92V91H165ZM38 93V92H37ZM43 93V92H42ZM49 93V92H48ZM116 93V92H114ZM119 93V92H118ZM40 94V93H38ZM102 94V95H101ZM25 95V96H24ZM42 95V94H41ZM40 95V96H41ZM120 95V94H119ZM177 95V94H176ZM89 96V97H90ZM115 96V95H114ZM118 96V95H116ZM2 97V96H1ZM4 97V96H3ZM2 97V98H3ZM28 97V96H27ZM32 97V95H31ZM29 97V98H31ZM167 97V96H166ZM5 98V97H4ZM35 98V97H34ZM37 98V97H36ZM35 98V99H36ZM39 98V95H38ZM42 98V97H41ZM45 98V96H44ZM116 98H120L116 97ZM40 99V98H39ZM39 99H37L39 101ZM83 99V98H81ZM88 99V98H87ZM111 99V98H110ZM114 99V98H113ZM123 99V102H124ZM166 99V98H165ZM169 99V98H168ZM2 101V99L0 98ZM43 100V99H42ZM117 100V99H116ZM122 100V98H121ZM6 101V102H7ZM27 102L29 101L28 98L26 100ZM112 101V99L110 100ZM109 102V101H107ZM25 103V102H24ZM113 103V102H112ZM111 103V105H112ZM115 103V102H114ZM113 103V104H114ZM122 103V102H121ZM119 103V105H121ZM172 103V101H171ZM3 104V103H2ZM20 104V107H19ZM86 103H84L85 105ZM102 104V103H101ZM105 105V103H103ZM125 104L122 103V105ZM28 105V106H27ZM103 105V106H104ZM115 105V104H114ZM118 104L116 106H111L115 109L118 108ZM128 105V106H127ZM182 105V104H181ZM180 105V106H181ZM193 105V104H192ZM4 106V105H3ZM88 106V105H87ZM110 107V105H107ZM128 107V108H125ZM2 107V106H0ZM83 107V106H82ZM81 107V108H82ZM90 107V106H89ZM98 107V105H97ZM110 107V108H111ZM117 107V108H116ZM120 107V106H119ZM184 107V106H183ZM85 108V106H84ZM84 108H82L84 110ZM104 108H106L104 106ZM174 108V107H173ZM192 108V106H191ZM1 111H4V110ZM80 109V111L82 110ZM99 109V108H98ZM97 109V110H98ZM103 109V107H102ZM187 109V108H186ZM89 110V109H88ZM96 110V109H95ZM95 110H91L94 112ZM178 110V108H177ZM79 111V112H80ZM105 111V110H104ZM107 111V110H106ZM179 111V110H178ZM217 111V110H216ZM219 111V110H218ZM84 112V111H83ZM109 112V111H107ZM71 113V114H70ZM82 113V112H80ZM184 113V112H183ZM181 114V113H180ZM179 114V115H180ZM88 115V114H87ZM125 115V114H124ZM219 115V114H218ZM74 115H72L73 117ZM81 117V115H79ZM84 116V114L82 115ZM221 116V114L219 115ZM115 117V116H114ZM135 117V116H134ZM139 117V119H140ZM178 117V116H175ZM180 117V116H179ZM186 117V116H185ZM189 117V116H187ZM222 117V116H221ZM78 118V117H76ZM119 120L121 119L122 121L125 120L124 116H118L117 117ZM116 118V119H117ZM136 118V117H135ZM174 118V117H173ZM190 118V117H189ZM194 118V116H193ZM117 119V120H118ZM144 119V120H145ZM179 120V118H177ZM176 119V120H177ZM184 119V118H183ZM205 119V118H204ZM73 119H71L72 121ZM75 120V117H74ZM82 120V117H81ZM187 120V119H186ZM195 120V119H194ZM86 121V122H87ZM133 121V120H132ZM183 121V120H182ZM209 121V120H208ZM206 121V123L208 122ZM213 121V120H212ZM83 122V120H82ZM85 122V121H84ZM85 122V123H86ZM104 124L102 125V123ZM127 122V121H126ZM138 122V121H137ZM178 122V121H177ZM143 123V122H142ZM141 123V124H142ZM193 123V122H192ZM215 123V122H214ZM211 123V124H214ZM217 123V122H216ZM72 124V122H71ZM136 124V123H135ZM140 124V123H139ZM172 124V123H171ZM174 124V123H173ZM177 123H175L174 125ZM179 124V123H178ZM177 124V125H178ZM185 124V123H184ZM74 125V124H72ZM84 125V124H83ZM189 125V124H188ZM79 126V125H78ZM183 126V125H182ZM185 126V125H184ZM190 126V125H189ZM194 126V125H192ZM210 124L208 125V127ZM215 126V125H214ZM83 127V126H82ZM178 127V126H177ZM187 127V126H186ZM207 128L206 124H203L201 128ZM75 128V127H73ZM188 128V127H187ZM186 128V130H187ZM191 128V127H190ZM195 128V126H194ZM79 129V128H78ZM210 129V128H209ZM185 130V129H183ZM185 130V131H186ZM204 130V129H203ZM170 131V128H169ZM182 128L178 127L176 129V132H181ZM195 131V129H194ZM193 131V132H194ZM75 132V131H74ZM107 132V131H106ZM172 132V130L170 131ZM175 132V131H174ZM183 132V131H182ZM203 132V131H202ZM79 133V132H78ZM96 133V132H95ZM103 133V132H101ZM110 133V132H109ZM114 133V136L116 135ZM173 133V132H172ZM192 133V132H190ZM104 134V133H103ZM121 134V133H120ZM119 134V135H120ZM180 134V133H179ZM203 134V133H202ZM220 134V133H219ZM101 135V134H97ZM107 135V133H106ZM123 135V134H121ZM125 135V133H124ZM176 135V134H175ZM188 135V133H187ZM185 135V136H187ZM228 135V134H227ZM104 136V135H103ZM101 136V137H103ZM117 136V135H116ZM127 136V135H126ZM180 136V135H176ZM193 136V135H192ZM59 137V139H58ZM96 137V136H95ZM95 137L93 140L96 139ZM100 137V138H101ZM184 137V135H183ZM189 137V136H188ZM91 138V139H92ZM104 138H106L104 136ZM110 138V137H109ZM113 138V136L111 137ZM103 139V138H102ZM138 139V138H136ZM179 139V138H178ZM82 140V141H81ZM86 140V139H85ZM113 140V139H112ZM123 140L122 138H117L114 137V140L111 142L119 143ZM126 140V139H124ZM132 140V139H130ZM134 141L135 138L133 139ZM140 140V139H138ZM142 140V139H141ZM76 141V144H74ZM100 141V140H99ZM144 141V139H143ZM179 141V140H178ZM184 141V140H183ZM86 142V141H84ZM95 142V141H94ZM104 142V141H103ZM129 142V141H128ZM133 142V141H131ZM141 142V141H140ZM188 142V141H187ZM191 142V141H190ZM189 142V143H190ZM89 143V142H88ZM93 143V142H92ZM98 143V141H97ZM96 143V144H97ZM100 143V142H99ZM110 143V144H111ZM113 143V144H115ZM122 143V142H121ZM121 143H119V147ZM56 144L59 147H56ZM95 144V143H94ZM104 144V143H101ZM100 144V145H101ZM141 144V143H139ZM77 145V146H76ZM90 145V144H88ZM99 145V144H98ZM109 145V144H108ZM126 145V144H125ZM124 145V146H125ZM138 145V144H137ZM152 145V146H151ZM180 145V144H179ZM191 145V144H190ZM107 146V145H106ZM123 146V143L121 145ZM130 146V145H129ZM143 146V145H141ZM140 146V149L142 148ZM193 146V145H192ZM190 146V147H192ZM90 147V146H89ZM94 147V145H93ZM92 147V150L94 148ZM126 147V146H125ZM124 147V148H125ZM137 146L136 148H138ZM144 147V146H143ZM179 147V146H178ZM194 147V146H193ZM86 148V147H85ZM100 148V147H99ZM110 148V146H109ZM113 148H115L113 146ZM146 148V147H145ZM144 148V149H145ZM188 148V147H187ZM97 149V148H96ZM95 149V150H96ZM127 149V148H126ZM132 149V148H131ZM131 149L129 150L131 152ZM143 149V148H142ZM141 149V150H142ZM148 149V147H147ZM91 150V149H90ZM103 150V149H101ZM100 150V151H101ZM108 150V148H107ZM149 150V149H148ZM152 150V149H151ZM183 150V149H182ZM115 151V150H113ZM135 151V150H134ZM137 151V149H136ZM153 151V150H152ZM191 151V150H190ZM97 152V151H96ZM112 152L111 150L108 151ZM121 152V151H120ZM126 152V151H125ZM179 152V151H178ZM181 152V151H180ZM179 152V153H180ZM85 153H88V151H85ZM94 153V152H93ZM92 153V154H93ZM99 153V151L97 152ZM117 153V152H116ZM115 153V154H116ZM128 153V152H127ZM102 153L100 152V155ZM105 154V153H104ZM103 154V155H104ZM107 154V153H106ZM114 154V155H115ZM118 154V153H117ZM123 154V153H121ZM129 154V153H128ZM137 154V153H136ZM146 155V153H144ZM149 154V153H148ZM157 154V153H156ZM155 154V155H156ZM172 154V155H173ZM94 155V154H93ZM134 156V154H132ZM170 155V154H169ZM183 155V154H182ZM106 156V155H105ZM122 156V155H121ZM127 156V155H126ZM147 156V155H146ZM154 156V155H153ZM156 155V157H159ZM186 156V155H185ZM189 156V155H188ZM200 156V155H199ZM87 157V155H86ZM109 156H107L108 158ZM130 157V156H129ZM143 157V156H142ZM141 157V158H142ZM164 157V156H163ZM183 157V156H182ZM101 158V157H100ZM106 157L102 156V159H107ZM113 158V157H111ZM123 158V157H122ZM140 158V157H139ZM166 158V156H165ZM187 158V156L185 157ZM86 162L85 165L82 162ZM90 159V158H89ZM120 159V158H119ZM117 159V160H119ZM126 160V158L124 157ZM133 159V158H132ZM131 159V160H132ZM137 159V156H136ZM152 159V158H150ZM164 159V158H163ZM168 159L171 160V158L168 157ZM166 158L165 160L168 161ZM175 158H173L174 160ZM181 160V157L179 158ZM179 159L177 162L179 163ZM188 159V158H187ZM186 159V160H187ZM110 160V157H109ZM108 160V161H109ZM134 160V159H133ZM132 160V161H133ZM138 160V159H137ZM146 160V159H145ZM153 160H155V157H153ZM171 160V161H173ZM184 160V159H183ZM189 160V159H188ZM191 160V159H190ZM193 160V159H192ZM107 161V160H105ZM107 161V162H108ZM116 161V160H115ZM131 161V162H132ZM152 161V160H151ZM150 161V162H151ZM160 161H162L160 159ZM195 161V160H194ZM201 161V160H200ZM214 161V160H213ZM211 160V162H213ZM114 162V161H113ZM157 162V161H156ZM163 162V161H162ZM169 162V161H168ZM167 162V163H168ZM176 162V161H175ZM192 162V161H191ZM205 162V161H204ZM52 163V166H49ZM111 163V162H110ZM118 163V162H117ZM135 163L136 160H135ZM139 163V162H138ZM146 163V162H145ZM171 163V162H169ZM186 163V162H185ZM208 163V162H206ZM99 164V163H98ZM103 164V163H102ZM112 164V163H111ZM115 164V163H114ZM120 164L121 161H120ZM119 164V166H120ZM141 164H143L141 162ZM149 165V163H147ZM162 165V163H160ZM159 164V165H160ZM166 164V163H165ZM172 164V163H171ZM177 164V163H176ZM124 165V163H123ZM140 165V164H139ZM144 165V164H143ZM164 165V164H163ZM185 165V164H184ZM185 167V172H191L193 165L191 166L190 164L186 163ZM196 165V164H195ZM97 166V167H96ZM96 168H99L98 165H96ZM106 166V165H105ZM109 166V165H108ZM107 166V167H108ZM114 166V165H113ZM117 166V164H116ZM114 166V167H116ZM152 166V165H151ZM174 166V164H173ZM199 166V165H197ZM203 166V165H202ZM214 166V165H213ZM106 167V168H107ZM110 167V166H109ZM124 167V166H123ZM195 167V166H194ZM201 167V166H200ZM208 167V166H207ZM122 168V166H121ZM157 168V167H156ZM161 168V167H160ZM178 168V166H177ZM205 168V167H204ZM100 169V168H99ZM103 169V167H102ZM113 169V168H112ZM120 169V168H119ZM118 169V171H119ZM140 169V168H139ZM163 169V168H162ZM181 169V168H180ZM196 169V168H195ZM203 170V168H201ZM114 170V169H113ZM117 170V167H116ZM115 170V171H116ZM159 170V169H157ZM161 170V169H160ZM164 170V169H163ZM161 170V172L163 171ZM169 170V169H168ZM183 170V169H182ZM179 170V171H182ZM199 170V169H198ZM205 170V169H204ZM101 171V170H100ZM123 174L126 176L124 173L125 170H122ZM148 171V169H147ZM172 171H175L174 169ZM171 171V172H172ZM177 171V170H176ZM175 171V172H176ZM184 171V170H183ZM182 171V172H183ZM194 171V170H193ZM200 171V170H199ZM207 171V170H206ZM246 171V170H245ZM111 172V171H110ZM113 172V171H112ZM126 172V171H125ZM143 172V171H142ZM160 172V171H159ZM160 172V173H161ZM122 173V172H121ZM159 173V174H160ZM173 173V172H172ZM171 173V175H172ZM180 173V172H179ZM196 173V172H195ZM202 173V172H201ZM213 173V172H212ZM247 173V172H246ZM255 173V172H254ZM81 174H85L87 177H90L91 181H84L86 184L88 183L86 188H81L79 185ZM104 174V173H103ZM102 174V175H103ZM133 173L132 175H134ZM140 174V173H139ZM148 174V173H147ZM181 174V173H180ZM200 174V173H199ZM198 174V175H199ZM204 174V173H203ZM215 174V173H214ZM218 173H216L217 176ZM82 175V176H83ZM99 175L100 172H99ZM149 175H151L149 173ZM155 175V174H153ZM202 175V174H201ZM199 175V176H201ZM206 175V174H205ZM213 175V174H212ZM33 177V179H39L44 177L47 178V184L43 185L42 183L40 184L38 182L35 183L36 180H34V183L29 182L28 184H23L22 186L17 183L16 179L21 178V177ZM129 176V175H127ZM152 176V175H151ZM160 176V175H159ZM189 176V175H188ZM195 176V175H194ZM197 176V175H196ZM203 176V175H202ZM256 176V175H255ZM122 179V176H120ZM161 178L163 176H160ZM169 177V176H168ZM180 178V176H177ZM221 177V176H220ZM219 177V178H220ZM259 177V176H258ZM26 178V179H27ZM100 178V177H99ZM107 178V176H106ZM147 178V175H146ZM152 178V177H151ZM155 178V177H153ZM164 178V177H163ZM167 178V177H165ZM195 178V177H194ZM205 178V177H204ZM214 178V177H213ZM246 178L248 181L254 180L255 177L249 174H246ZM257 178V176H256ZM31 179V178H30ZM105 179V177H104ZM149 179V177H148ZM186 179V178H185ZM191 179V178H190ZM215 179V178H214ZM87 180V178H86ZM89 180V178H88ZM100 180H102L100 178ZM99 180V181H100ZM146 180V179H145ZM151 180V179H150ZM155 180V179H154ZM166 180V179H165ZM194 180V179H193ZM196 180V178H195ZM194 180V181H195ZM201 180V179H200ZM203 181L195 183L192 186H190L187 182L185 188L182 189V193L186 195H195V208L193 207H179L178 209H175L174 213L177 215H168L167 213L173 212L174 207L166 206L162 204H153L149 207H143L141 206H136L131 203L133 202L132 199H130V195L123 194L119 195L116 199L119 200L118 202L121 204H124L126 207L130 206L133 210V212L136 214V216H142L144 218V215L148 211H154L161 213L159 221L163 223L167 227V231L165 234H163V242L161 244V252H163L164 257H162L160 264H252V260L254 259V256L258 253V248L259 246V238H258V232L255 230V223L254 220L252 222L247 223L249 226H252V235H250V239L246 240L244 237H242L243 233L245 232L246 228L248 225L243 224V221L239 220L237 214H235L231 208L228 206L224 205L218 198L217 196L214 195V190L212 191L215 182H213L211 179H202ZM2 181H8V184L1 183ZM42 182L41 180H39ZM44 181V180H43ZM105 181V180H104ZM102 181V183L104 182ZM108 181V179H107ZM105 181L103 183L106 186L108 185ZM148 181V180H147ZM159 181V180H158ZM187 181V180H186ZM192 181V179H191ZM25 182V181H24ZM45 182V181H44ZM94 182L95 185H94ZM168 182V181H167ZM176 182V181H175ZM180 182V181H178ZM190 182V181H189ZM218 182V181H217ZM101 183V181H100ZM101 183V185H103ZM109 183V182H108ZM146 183V182H145ZM155 183V182H154ZM153 183V184H154ZM162 183V182H161ZM174 183V181H173ZM193 182H190L192 184ZM93 184V185H92ZM98 184V183H97ZM151 184V183H150ZM164 184V183H163ZM183 184V181H182ZM188 184V185H187ZM220 184V182H219ZM17 185V186H16ZM20 187H19V186ZM64 185V186H62ZM69 186L68 190L66 188V191H64V188L66 186ZM81 185V184H80ZM165 185V184H164ZM177 185V183H176ZM185 185V184H184ZM6 186V187H5ZM16 186V187H15ZM99 186V185H98ZM167 185H165L166 187ZM178 186V185H177ZM217 186V185H216ZM221 186V185H220ZM8 187V188H7ZM19 187V188H18ZM100 187V186H99ZM103 187V186H102ZM109 187V185H108ZM110 188V187H109ZM163 188V187H162ZM169 188V187H168ZM172 188V187H170ZM157 189V187H156ZM167 189V188H163ZM173 189V188H172ZM177 189V188H175ZM174 189V191H176ZM180 189V186H179ZM177 189V190H179ZM224 189V188H223ZM159 190V187H158ZM221 190V189H220ZM219 190V191H220ZM111 191V190H110ZM127 191V190H126ZM160 191V190H159ZM172 192V191H168ZM216 192V191H215ZM218 192V191H217ZM162 193V192H161ZM86 194V193H85ZM84 194V196H85ZM119 194V192H118ZM218 194V193H216ZM231 194V193H230ZM62 195V197L64 196ZM81 195V194H80ZM110 195V194H109ZM172 195H175L172 193ZM179 194H177L178 196ZM221 195V194H218ZM61 196V195H60ZM88 197V194L86 195ZM93 196V195H92ZM107 197V195H105ZM112 194L111 197L112 198ZM169 196V195H168ZM171 196V195H170ZM222 196V195H221ZM225 196V195H224ZM78 197V199H77ZM85 197V198H87ZM91 197V195H89ZM181 197V196H180ZM191 197V196H190ZM84 198V199H85ZM109 198V196L107 197ZM105 198L106 200H108ZM132 198V197H131ZM176 198V197H175ZM193 198V197H191ZM227 198V197H226ZM62 200V198L60 197ZM114 199V197H113ZM135 199V198H134ZM150 199V198H149ZM178 199V198H177ZM186 199V198H185ZM184 199V200H185ZM223 199V198H222ZM78 200V201H77ZM103 200V199H102ZM111 200V199H110ZM136 200V199H135ZM134 200V201H135ZM154 200V199H153ZM157 200V199H156ZM171 200V199H170ZM175 200V199H174ZM226 200V199H225ZM99 201V200H98ZM101 201V199H100ZM116 201V200H115ZM152 201V200H151ZM181 201V199L179 200ZM239 201V200H238ZM36 202V204H35ZM86 202V201H85ZM154 202V201H152ZM173 202V201H172ZM185 202V201H184ZM188 202V201H187ZM192 202V201H191ZM224 202V201H223ZM62 203V204H61ZM65 203V202H64ZM145 203H148L145 202ZM156 203V202H155ZM179 203V202H178ZM190 203V202H189ZM84 204V203H83ZM166 204V203H165ZM191 204V203H190ZM229 204V203H228ZM69 205V204H68ZM67 205V206H68ZM86 205V204H85ZM123 205V206H124ZM138 205V204H137ZM145 205H149L145 204ZM186 205V204H185ZM263 205V204H261ZM121 206V205H120ZM124 206V207H125ZM57 207V208H58ZM233 207V206H232ZM65 208V207H62ZM61 208V209H62ZM70 208V206H69ZM264 208V207H263ZM34 209V210H33ZM50 209V208H49ZM68 209V207H67ZM71 209V208H70ZM108 209V208H107ZM110 209V208H109ZM51 210V209H50ZM59 210V209H58ZM76 210V211H77ZM78 212V218L83 219L81 217L80 213ZM129 210V209H128ZM235 210V209H234ZM241 210V209H240ZM259 210V209H258ZM36 220H33L31 218V214H35ZM53 211V210H52ZM61 211V210H59ZM70 211V210H69ZM109 211V210H108ZM127 211V210H126ZM130 211V210H129ZM236 211V210H235ZM260 211V210H259ZM65 212V211H64ZM84 212V213H85ZM117 212V211H116ZM243 212V211H242ZM261 212V211H260ZM55 213V212H54ZM72 212V214H74ZM96 213V212H95ZM103 213V212H102ZM106 214V212H104ZM111 213V212H110ZM109 213V214H110ZM121 212L118 211V214ZM151 213V212H150ZM172 213V214H174ZM257 213V212H256ZM20 214V216L17 217V215ZM57 214V212H56ZM63 212L61 213V216ZM117 214V215H118ZM240 214V213H239ZM258 214V213H257ZM256 214V215H257ZM59 215V214H58ZM157 215V214H156ZM155 215V216H156ZM260 215V214H258ZM54 216H56L54 214ZM73 216V215H72ZM92 216V215H91ZM151 216V215H150ZM68 217V214L66 218ZM70 217V216H69ZM75 217V215H74ZM74 217H72L74 219ZM86 217V216H85ZM90 217V216H89ZM146 217V216H145ZM153 217V216H152ZM151 217V218H152ZM241 217V216H240ZM5 218V217H4ZM94 218V216H93ZM147 218V217H146ZM148 218H150L148 216ZM150 218V219H151ZM249 218V217H248ZM69 219V218H68ZM77 219V218H76ZM77 219V220H79ZM86 219V218H85ZM84 219V220H85ZM87 219H89L87 217ZM92 219V218H90ZM141 219V218H140ZM139 219V220H140ZM149 219V220H150ZM241 219V218H240ZM245 219V218H244ZM261 219V218H260ZM259 219V220H260ZM13 220V221H14ZM59 220V219H58ZM61 220V219H60ZM59 220V221H60ZM94 220V219H93ZM138 220V219H137ZM144 219L143 221L146 223ZM243 220V219H242ZM26 221V220H25ZM24 221V222H25ZM65 221V219H64ZM67 221V220H66ZM70 221V220H69ZM86 221V220H85ZM84 223L86 224V222ZM87 222V225L91 229L96 226L98 222ZM97 221V220H96ZM117 221V220H116ZM141 223V226L143 227V222ZM246 221V220H245ZM28 222V221H27ZM78 222V221H77ZM139 222V221H138ZM155 222V221H154ZM158 222V221H157ZM156 222V223H157ZM14 223V222H13ZM21 223V222H20ZM59 225L62 222H58ZM64 223V222H63ZM67 223V222H66ZM69 223V222H68ZM67 223V224H68ZM81 223V222H80ZM137 223V222H136ZM151 223V222H150ZM159 223V222H158ZM26 224V223H25ZM66 224V225H67ZM82 224V223H81ZM149 224V223H148ZM21 227H20V226ZM125 225V224H124ZM135 225V224H134ZM155 225V224H154ZM157 225V224H156ZM19 226V228L17 227ZM27 227V225H25ZM80 226V225H79ZM123 226V225H122ZM138 226V225H137ZM149 226V225H147ZM151 226V225H150ZM162 226V225H161ZM247 226V227H246ZM24 227V226H23ZM70 227V226H69ZM78 228V226H76ZM97 227V226H96ZM139 227V226H138ZM158 227V225H157ZM58 228V227H57ZM60 228V227H59ZM76 228V230H77ZM89 228V229H90ZM133 228V227H132ZM136 228V227H135ZM134 228V230H135ZM140 228V227H139ZM150 228V227H148ZM25 230V228H23ZM95 229V228H94ZM97 229H99L97 227ZM130 229V228H129ZM129 229L127 231H129ZM153 229V228H152ZM250 229V228H249ZM71 230V229H70ZM75 230V229H74ZM125 230V229H124ZM145 230V229H144ZM158 230V228H157ZM165 230V229H164ZM27 231V230H26ZM83 231V230H82ZM92 231V230H90ZM95 232V230H93ZM248 231V230H247ZM22 232V231H21ZM133 232V230H131ZM139 232V231H138ZM143 233V231H141ZM149 232V231H148ZM156 232V231H155ZM16 233V234H15ZM23 233V232H22ZM69 234V232H67ZM66 233V234H67ZM71 233V232H70ZM80 233V232H79ZM83 233V232H82ZM121 233V232H120ZM125 233V231H124ZM136 233V231H135ZM141 233V234H142ZM147 233V232H146ZM250 233V232H249ZM25 234V233H24ZM33 234V235H34ZM65 234V236H66ZM67 234V235H68ZM75 234V233H74ZM93 234V233H92ZM150 234V233H149ZM147 234V235H149ZM73 235V233L69 234ZM94 235V234H93ZM248 235V234H247ZM248 235V236H249ZM32 236V235H31ZM62 236H64L62 234ZM64 236V237H65ZM82 236V235H81ZM80 236V237H81ZM130 236V234L128 235ZM144 236V235H143ZM150 236V235H149ZM146 236V237H149ZM244 236V235H243ZM246 236V234H245ZM246 236L245 238H247ZM42 237H46L48 240L47 245H43L41 242ZM79 237V234H78ZM29 238V237H28ZM74 239V237H72ZM71 238V239H72ZM83 238V237H82ZM122 238V236H121ZM125 240L127 239L126 236L124 235ZM131 238V237H130ZM129 238V239H130ZM249 238V237H248ZM247 238V239H248ZM16 239V238H15ZM69 239V238H68ZM70 239V240H71ZM81 239V238H79ZM78 239V240H79ZM147 239V238H146ZM17 240V239H16ZM33 240V238H32ZM67 240V239H66ZM69 240V242H70ZM83 240V239H82ZM120 240V239H119ZM63 241V242H62ZM86 241V240H85ZM90 241V240H87ZM86 241V243H87ZM135 241V240H134ZM23 242V241H22ZM33 242V241H32ZM73 242V240H72ZM75 242V241H74ZM84 242V241H83ZM81 242V243H83ZM91 242V241H90ZM71 243V242H70ZM79 243V241H78ZM76 243V244H78ZM80 243V244H81ZM98 243V241H96ZM1 244V245H2ZM59 244H61L59 246ZM68 244V245H67ZM85 244V242H84ZM7 245V244H6ZM75 245V244H73ZM262 245V244H261ZM57 246L60 248V252L62 253L61 256L57 255L55 253ZM76 246V245H75ZM87 246V247H88ZM99 246V245H98ZM140 246L137 244V247ZM259 246V247H258ZM83 247V246H82ZM85 247V246H84ZM101 247V246H100ZM262 247V246H261ZM76 248V247H75ZM103 248V247H101ZM58 249V248H57ZM140 249V248H139ZM78 250V249H77ZM82 250V249H81ZM80 250V251H81ZM85 249H83L84 251ZM141 250V249H140ZM119 251V250H117ZM260 251V250H259ZM57 252V251H56ZM59 252V250H58ZM77 252V251H76ZM85 252V251H84ZM57 255V256H56ZM260 255V254H259ZM261 257V256H260ZM261 259V258H260ZM160 260V259H158ZM116 261V262H118ZM263 262V261H262ZM261 262V263H262ZM134 263V264H135ZM258 263V262H257ZM256 263V264H257ZM106 264V263H105ZM114 264V263H111ZM116 264V263H115ZM118 264V263H117ZM120 264V263H119ZM154 264V263H153ZM156 264V262H155ZM263 264V263H262Z\"/></svg>",
    "mask_w": 264,
    "mask_h": 264
}]
</instances>
